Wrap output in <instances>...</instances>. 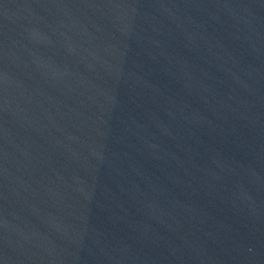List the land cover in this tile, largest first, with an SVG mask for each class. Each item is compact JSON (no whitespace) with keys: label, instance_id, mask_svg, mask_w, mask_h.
Segmentation results:
<instances>
[{"label":"water","instance_id":"water-1","mask_svg":"<svg viewBox=\"0 0 264 264\" xmlns=\"http://www.w3.org/2000/svg\"><path fill=\"white\" fill-rule=\"evenodd\" d=\"M0 264H264V0H0Z\"/></svg>","mask_w":264,"mask_h":264}]
</instances>
